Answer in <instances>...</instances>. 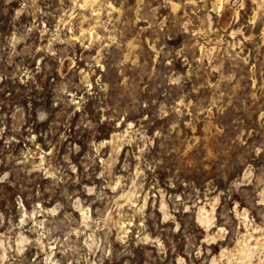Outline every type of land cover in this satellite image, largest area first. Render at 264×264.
I'll list each match as a JSON object with an SVG mask.
<instances>
[{
  "label": "rangeland",
  "instance_id": "1",
  "mask_svg": "<svg viewBox=\"0 0 264 264\" xmlns=\"http://www.w3.org/2000/svg\"><path fill=\"white\" fill-rule=\"evenodd\" d=\"M214 3L0 0V264H240L264 235V0Z\"/></svg>",
  "mask_w": 264,
  "mask_h": 264
},
{
  "label": "bare ground",
  "instance_id": "2",
  "mask_svg": "<svg viewBox=\"0 0 264 264\" xmlns=\"http://www.w3.org/2000/svg\"><path fill=\"white\" fill-rule=\"evenodd\" d=\"M73 1H77V0H73ZM83 1V6H89L91 8L92 11H96L97 10V7L100 5V0H82ZM228 2V0H216V3H214V7L215 9L218 11L220 10L222 12V8L225 6V4ZM177 5V4H175ZM71 16V14L69 15ZM83 16V14H82ZM236 16V15H235ZM70 28V27H69ZM89 31L91 37H93L94 35L95 36H98L97 33L93 30L92 27H89V28H84L82 27V25L80 26V35H84L86 34V32ZM118 135H113L110 139L111 142H113V139L115 137H117ZM119 143V142H118ZM111 144H114V143H111ZM119 145V144H118ZM112 146V145H111ZM42 160V158L40 159V161ZM109 164V163H108ZM250 172V171H249ZM250 174V173H249ZM251 175V174H250ZM244 177L247 178L248 177V171L245 172L244 174ZM165 202L162 201L161 205H160V208L162 209L163 213L166 215V210H165ZM80 206V204H79ZM142 206V205H141ZM78 207V206H76ZM21 210H20V214L22 216V214L24 213L23 212V205L21 204L20 206ZM85 208V207H84ZM80 211H81V217H82V221L87 224V221L86 219L89 217V210L86 208V209H82V208H79ZM212 210V209H211ZM210 210V211H211ZM208 211V209H206L203 206H199L198 208V212H197V218L202 222V224H205L206 226H208L210 223H211V220H214L212 219L213 216H212V213L213 210L210 212ZM246 216V215H245ZM248 218V217H247ZM213 223V222H212ZM248 223V222H247ZM123 226V223L120 225V227ZM209 227V226H208ZM252 227V226H251ZM261 227V226H260ZM221 229V228H220ZM256 230V229H255ZM258 235L257 236H254L251 232H249L247 235H245L243 237V239L241 241H238L236 243V249H235V252L232 254L233 258L235 260H237L238 262H240V264H254L253 262V256L256 252L257 249H262L264 250V235H263V231L262 229H258ZM255 234V233H254ZM27 237L26 236H23V235H19L16 237L15 239V242L17 244V248L18 249H21L22 247H24L23 245L26 243V242H33L35 244H42L40 241L38 240H27L26 239ZM28 244V243H27ZM6 244L3 243L2 240H0V261L2 262L4 260V258H6ZM233 251V250H232ZM220 255V254H219ZM216 256V255H215ZM217 258V256H216ZM219 258V257H218ZM217 258V259H218ZM261 258V257H260ZM255 259V258H254ZM215 259H213L214 261ZM4 262V261H3ZM215 262V261H214ZM217 262V261H216ZM215 262V263H216ZM214 263V264H215ZM258 263L260 264H264V255L263 257L258 260ZM230 264V263H229ZM234 264V263H233Z\"/></svg>",
  "mask_w": 264,
  "mask_h": 264
}]
</instances>
